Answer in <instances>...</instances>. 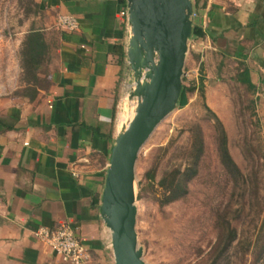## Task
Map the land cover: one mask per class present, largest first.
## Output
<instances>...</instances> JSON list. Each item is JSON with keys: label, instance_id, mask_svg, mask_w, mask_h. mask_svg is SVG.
Segmentation results:
<instances>
[{"label": "crops", "instance_id": "1", "mask_svg": "<svg viewBox=\"0 0 264 264\" xmlns=\"http://www.w3.org/2000/svg\"><path fill=\"white\" fill-rule=\"evenodd\" d=\"M17 1L33 10L19 15L17 40L25 42L28 29L42 31L51 62L39 74L47 87L32 98L0 96V119L13 126L0 132V264H72L36 238L43 227H69L86 250L85 264H115L100 206L120 131L125 7L119 0ZM194 3L198 25L217 49L211 55L237 64L240 84L239 74L249 73L264 119V0ZM64 14L78 19L77 31L58 28Z\"/></svg>", "mask_w": 264, "mask_h": 264}, {"label": "rangeland", "instance_id": "2", "mask_svg": "<svg viewBox=\"0 0 264 264\" xmlns=\"http://www.w3.org/2000/svg\"><path fill=\"white\" fill-rule=\"evenodd\" d=\"M26 5L22 9L17 0H0V96L32 98L48 85L39 74L47 72L51 56L45 51L37 65L26 59L28 39L38 30L28 29L22 44L17 40L19 15L33 11ZM123 16L128 48L132 33L127 7ZM192 21L199 26L195 6ZM214 49L206 36L190 38L183 86L198 84L204 76V96L199 90L188 92V104L160 123L137 161L136 231L145 264H264V119L257 113L256 90L240 84L238 65L228 56L211 55ZM124 66L117 108L120 130L134 117L138 99L133 94L146 73L137 77L127 57ZM221 126L246 184L236 185L221 162ZM227 229L236 231L228 246L218 240L219 234L227 238Z\"/></svg>", "mask_w": 264, "mask_h": 264}, {"label": "water", "instance_id": "3", "mask_svg": "<svg viewBox=\"0 0 264 264\" xmlns=\"http://www.w3.org/2000/svg\"><path fill=\"white\" fill-rule=\"evenodd\" d=\"M126 1L132 33L126 57L137 77L146 73L133 94L134 117L111 149L100 212L111 231L115 264H145L136 231V166L155 129L178 108L194 6L192 0Z\"/></svg>", "mask_w": 264, "mask_h": 264}, {"label": "trees", "instance_id": "4", "mask_svg": "<svg viewBox=\"0 0 264 264\" xmlns=\"http://www.w3.org/2000/svg\"><path fill=\"white\" fill-rule=\"evenodd\" d=\"M120 3L126 7L127 1L126 0H119ZM205 36V33L199 26L193 27V33L192 37L194 38H203ZM43 36L40 32L34 31L31 33L29 39H28V50L26 52V59L28 57V64L29 65H37L35 62L36 60L41 58L43 54L45 53V43L43 41ZM120 56L122 59L126 58L124 53H120ZM204 76H201L200 81L198 84H191L190 87L183 86L182 94L178 103V108H184L188 104V92H193L195 90H199L204 96ZM239 81L245 85H247V88L251 91L256 90V86L251 82L249 78V73L244 70L241 74H239ZM13 129V126L6 124L0 119V132L5 130H11ZM222 135L220 137V159L224 167L226 168L227 172L231 175L233 181L235 184H239V182H242L243 184H246L248 181H246L245 176L243 175L242 171L238 167V165L235 163L234 159L232 158L230 151L228 149V139L227 134L224 130V128L221 126ZM149 175V174H148ZM151 178H153V175H149ZM177 180V179H176ZM178 183V181H177ZM163 184V182H162ZM164 185V184H163ZM230 225V223H229ZM228 236L226 239H223V235L219 234L218 240L219 242H225L228 245L233 241V239L236 237V231L234 229H227L225 231Z\"/></svg>", "mask_w": 264, "mask_h": 264}, {"label": "built area", "instance_id": "5", "mask_svg": "<svg viewBox=\"0 0 264 264\" xmlns=\"http://www.w3.org/2000/svg\"><path fill=\"white\" fill-rule=\"evenodd\" d=\"M58 26L64 31L73 32L79 29V21L73 15L64 14L58 17ZM35 236L63 260L72 264H85L86 250L69 227L57 229L43 227L35 232Z\"/></svg>", "mask_w": 264, "mask_h": 264}]
</instances>
